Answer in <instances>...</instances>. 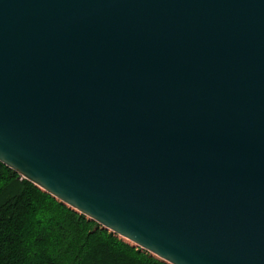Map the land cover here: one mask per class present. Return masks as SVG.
Here are the masks:
<instances>
[{"label":"water","instance_id":"water-1","mask_svg":"<svg viewBox=\"0 0 264 264\" xmlns=\"http://www.w3.org/2000/svg\"><path fill=\"white\" fill-rule=\"evenodd\" d=\"M0 161L169 264H264V0H0Z\"/></svg>","mask_w":264,"mask_h":264},{"label":"trees","instance_id":"trees-1","mask_svg":"<svg viewBox=\"0 0 264 264\" xmlns=\"http://www.w3.org/2000/svg\"><path fill=\"white\" fill-rule=\"evenodd\" d=\"M0 264H169L0 161Z\"/></svg>","mask_w":264,"mask_h":264},{"label":"rangeland","instance_id":"rangeland-1","mask_svg":"<svg viewBox=\"0 0 264 264\" xmlns=\"http://www.w3.org/2000/svg\"><path fill=\"white\" fill-rule=\"evenodd\" d=\"M117 235V234H116ZM119 236V235H118ZM120 238H122L123 240H125V241H127V242H129L130 244H133L134 245V243H132L131 241H129L128 239H126V238H124V237H121V236H119ZM153 255V254H152ZM155 256V255H154Z\"/></svg>","mask_w":264,"mask_h":264}]
</instances>
